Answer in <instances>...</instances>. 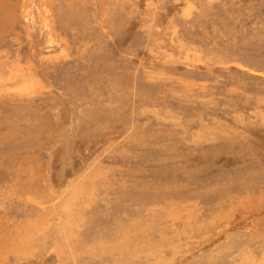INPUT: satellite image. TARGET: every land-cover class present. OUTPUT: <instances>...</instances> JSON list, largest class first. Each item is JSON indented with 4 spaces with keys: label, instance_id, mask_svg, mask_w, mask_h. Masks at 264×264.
Segmentation results:
<instances>
[{
    "label": "rangeland",
    "instance_id": "obj_1",
    "mask_svg": "<svg viewBox=\"0 0 264 264\" xmlns=\"http://www.w3.org/2000/svg\"><path fill=\"white\" fill-rule=\"evenodd\" d=\"M0 264H264V0H0Z\"/></svg>",
    "mask_w": 264,
    "mask_h": 264
},
{
    "label": "bare ground",
    "instance_id": "obj_2",
    "mask_svg": "<svg viewBox=\"0 0 264 264\" xmlns=\"http://www.w3.org/2000/svg\"><path fill=\"white\" fill-rule=\"evenodd\" d=\"M63 230H64V229H63ZM65 232H66V231H65ZM68 233H69V232H68ZM66 235H67V232H66ZM66 237H67V236H66ZM66 237H65V238H66Z\"/></svg>",
    "mask_w": 264,
    "mask_h": 264
}]
</instances>
